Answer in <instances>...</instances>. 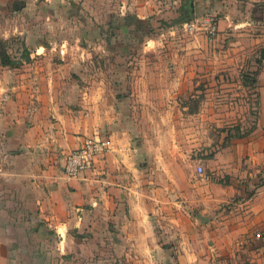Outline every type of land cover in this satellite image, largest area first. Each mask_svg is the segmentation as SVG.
<instances>
[{"label":"crops","instance_id":"1","mask_svg":"<svg viewBox=\"0 0 264 264\" xmlns=\"http://www.w3.org/2000/svg\"><path fill=\"white\" fill-rule=\"evenodd\" d=\"M122 2L126 8L120 13L129 11L139 19L170 13L157 11V0H101L97 7L111 11L110 6L121 8ZM190 3L194 12L223 14L217 18L218 32L227 25L235 31L236 51L249 46L264 48V0H182L176 10L185 17ZM242 7L248 15L245 21L232 15ZM43 46L39 44L30 53V61L25 63L29 67L5 69L0 65V264H12L13 253L30 247L16 248L12 243L13 231L2 222L14 219L37 222L31 232L44 238L39 261L45 263L49 249V238H45L50 230L60 238L55 242L60 254L90 251L92 245L83 232L95 236L97 231L89 227L90 222L108 221L113 212L109 214L107 206L113 204V197L121 195L122 188L131 189L119 177L131 169L130 160L138 157L127 132L113 126V115L109 118L106 83L92 68L93 56L87 60L91 67L83 73L77 64L72 68L69 63L49 62ZM242 74L247 78L244 81ZM248 76L255 77L254 87L248 85ZM80 77L91 79L82 84ZM239 78L240 86L256 92L252 104L257 113L251 130L231 139L215 155L212 172L223 175L224 183L205 178L166 184L170 190L164 203L159 207L157 197L152 203L157 218L163 219L159 234L148 219L145 224L139 213L131 212L130 220L120 227L100 231L113 242L98 250L108 249L120 257L124 254L126 259L119 264H152V258L161 264H264V59L260 68L242 72ZM95 130H101L108 149L92 171L80 179H66L61 171L65 155ZM39 223L49 228H41ZM61 227L64 235L59 232ZM137 254H144L145 259ZM82 260L70 263L103 264Z\"/></svg>","mask_w":264,"mask_h":264},{"label":"rangeland","instance_id":"2","mask_svg":"<svg viewBox=\"0 0 264 264\" xmlns=\"http://www.w3.org/2000/svg\"><path fill=\"white\" fill-rule=\"evenodd\" d=\"M157 1V11L170 13L139 19L129 11L121 14L120 8L112 6L111 11H102L97 7L101 0H0V42L11 57H19L24 47L35 53L43 44L42 50L50 55L49 62L69 63L72 68L77 64L84 73L92 64L87 60L93 56L92 68L101 74L98 79L103 78L106 83L104 97L109 102V118L113 115V126L127 132L138 154L135 161L130 160L131 169H125L119 177V182L131 189L122 188L121 195L113 197V204L107 206L108 213L113 212L108 221L101 218L93 225L90 222L89 227L97 235L83 232L94 250L88 247L87 253L60 254L55 248L60 238L49 229L44 263L39 261L44 238L31 232L37 222L14 219L2 222L13 231L12 243L16 248L24 244L30 247L13 253L12 264H71L82 258V262L119 264L124 254L120 257L108 249H97L113 242L111 236L100 235L101 230H115L129 221L134 212L144 218L143 223L148 219L154 233L159 234L163 219L157 218L152 203L154 197L161 199L157 201L159 207L164 203L170 190L166 184L205 178L224 183L223 175L212 172L213 160L236 134L244 136L255 122L257 110L252 102L256 92L251 88L255 85L249 79L251 87L245 90L238 80L242 72L261 67V47L236 51L237 37L228 25L218 36L209 38L200 23L205 14L194 12L190 18L183 17L182 11L172 9L166 0ZM208 14L214 16L216 23L223 16ZM232 15L239 21L248 18L243 7ZM185 22L192 25L183 26ZM243 76L246 75L242 74V81L247 79ZM79 79L84 84L85 79L91 78ZM228 132L231 136L226 137ZM198 165L202 166L201 173ZM38 225L49 228L44 223ZM59 232L64 235V227ZM69 233L74 236L72 229ZM137 255L145 259L144 254ZM152 264L161 263L152 258Z\"/></svg>","mask_w":264,"mask_h":264},{"label":"built area","instance_id":"3","mask_svg":"<svg viewBox=\"0 0 264 264\" xmlns=\"http://www.w3.org/2000/svg\"><path fill=\"white\" fill-rule=\"evenodd\" d=\"M150 1V0H146ZM152 1V0H151ZM172 9H178L182 0H167ZM126 8L124 2L121 3V10ZM201 28L209 38H215L218 34V27L214 16L205 14L200 19ZM192 25V22H190ZM187 22L183 26L190 25ZM100 130H95L90 136H86L82 143L67 152L64 157L61 171L63 176L70 179H80L86 173L92 171L96 161L101 158L108 149L106 142L102 138ZM197 171L202 172V166H197Z\"/></svg>","mask_w":264,"mask_h":264},{"label":"trees","instance_id":"4","mask_svg":"<svg viewBox=\"0 0 264 264\" xmlns=\"http://www.w3.org/2000/svg\"><path fill=\"white\" fill-rule=\"evenodd\" d=\"M263 59H264V48H261V50L259 52L258 65L261 64ZM29 61H30V52L27 48L24 47L22 49L19 57H11L7 53V51L4 50V48L2 47V43L0 42V64L2 66L9 67V68H16V67H19L21 64L29 62ZM256 71L253 72L254 75H256ZM243 77H244V79H246L245 76H243ZM250 83L252 85H254L256 83L255 77L250 78ZM229 136H231V135L228 132L226 137H229ZM239 136H240V134L235 135V137H239ZM262 237H264V231L262 233Z\"/></svg>","mask_w":264,"mask_h":264},{"label":"water","instance_id":"5","mask_svg":"<svg viewBox=\"0 0 264 264\" xmlns=\"http://www.w3.org/2000/svg\"><path fill=\"white\" fill-rule=\"evenodd\" d=\"M194 13V10H193V7H192V3H190V12L189 14L187 15V17L190 18V14H193Z\"/></svg>","mask_w":264,"mask_h":264}]
</instances>
